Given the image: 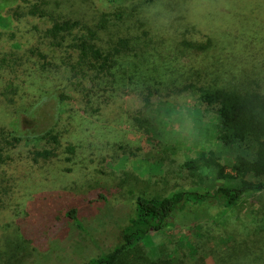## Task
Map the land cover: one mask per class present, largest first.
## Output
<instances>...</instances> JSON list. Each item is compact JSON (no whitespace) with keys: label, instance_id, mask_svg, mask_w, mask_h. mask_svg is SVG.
Segmentation results:
<instances>
[{"label":"rangeland","instance_id":"1","mask_svg":"<svg viewBox=\"0 0 264 264\" xmlns=\"http://www.w3.org/2000/svg\"><path fill=\"white\" fill-rule=\"evenodd\" d=\"M18 1L0 0V30L8 32L3 50L42 73L31 71L25 94L17 97L6 89L10 75L0 78V264H83L119 243L138 196L239 184L242 176L232 166L239 156L251 159L257 143L225 145L200 138L195 120L208 125L216 118L198 108L197 91L185 88L201 85L203 78L197 83L195 74L171 58L140 52L164 39L169 51L178 49L182 32L146 18L142 29L129 32L135 39L131 53L119 59L118 82L134 76L133 93H94L96 73L78 68V53L45 40L50 21L30 17L39 36H27L25 22L16 38L11 35L17 23L6 11ZM106 10L105 0H73L59 14L76 21ZM155 89L157 94L149 95ZM258 91L264 94V84ZM41 151L50 156H38ZM201 153L213 154L231 177H219L215 167L189 172L186 163ZM71 208L78 209L81 228L64 218ZM192 222L180 216L177 227L153 233L121 264H264V257L250 255L253 248L243 252L248 244L243 240L264 231V193L229 209L205 208ZM234 241L242 251L231 250Z\"/></svg>","mask_w":264,"mask_h":264},{"label":"trees","instance_id":"2","mask_svg":"<svg viewBox=\"0 0 264 264\" xmlns=\"http://www.w3.org/2000/svg\"><path fill=\"white\" fill-rule=\"evenodd\" d=\"M68 2L73 0H19L6 11L17 23L11 35L16 38L22 22L28 26L30 17L50 21L52 25L45 31V40L56 47L72 48L78 53V68L96 73L98 83L90 91L128 95L133 93L134 76L120 85L117 71L121 66L120 57L131 53L133 47L135 39L129 32L133 28L142 29L146 18L164 21L182 32L181 47L169 51L164 39L155 45L148 44L140 52L164 60L171 58L178 67L195 74L197 83L203 78L201 85H190L185 90L197 91L198 108L216 120L204 125L203 118H197L195 133L202 139L225 145L257 143L256 154L251 159L239 156L232 166V171L242 176L237 185L204 192L178 191L164 197L138 196L134 216L120 232L119 243L83 264H121L141 243L148 242L153 233L177 227L180 216L191 217L192 223H196L205 208L215 205L229 209L246 197L264 193V179L243 177L247 173L264 176V94L258 91L264 84V0H105L106 12L76 21L66 19L65 13L59 14ZM28 27L27 36L34 33L39 36L40 28ZM7 34L0 30V78L10 75L6 89L17 97L25 94L31 71H42L34 63L15 61L13 52L3 50ZM49 70L52 68L47 66ZM18 72L21 75H16ZM200 72L203 74H197ZM156 91L149 95L157 94ZM87 94L89 98L91 93ZM13 133H10L12 139L18 140ZM38 156L48 158L50 152L41 151ZM186 166L192 174L202 167H215L219 177H231L226 173V166L213 154L201 153ZM63 214L81 228L77 208ZM263 240L264 231L261 237L245 238L243 242L248 244L243 252L249 253L253 248L250 255L264 257V244L260 243ZM237 244L233 242L232 251H242Z\"/></svg>","mask_w":264,"mask_h":264}]
</instances>
